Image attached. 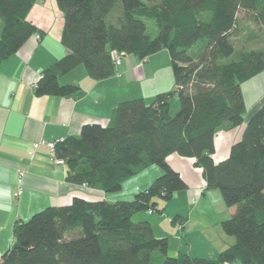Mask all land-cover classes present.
<instances>
[{
  "label": "trees",
  "instance_id": "obj_1",
  "mask_svg": "<svg viewBox=\"0 0 264 264\" xmlns=\"http://www.w3.org/2000/svg\"><path fill=\"white\" fill-rule=\"evenodd\" d=\"M37 0H0V63L41 31L26 17ZM63 16L65 56L43 70L38 96L82 94L58 79L78 66L93 80L116 73V54L138 61L167 50L173 89L115 106L107 125L85 124L78 136L55 146L66 180L103 191L156 165L161 175L129 201L90 202L73 198L68 206H48L18 220L13 241L0 264H264V104L250 115L227 157L215 163V133L244 123L241 85L264 69V0H56ZM146 21L156 28L150 36ZM242 23L263 39L232 59ZM200 47L195 55L191 50ZM178 109L170 112L169 100ZM193 158L205 190L218 191L227 208L221 222L233 245L208 258L167 255V237H156L136 213L162 215L161 203L187 186L166 162L169 154ZM163 205V204H161ZM177 216L170 221L175 222Z\"/></svg>",
  "mask_w": 264,
  "mask_h": 264
},
{
  "label": "crops",
  "instance_id": "obj_2",
  "mask_svg": "<svg viewBox=\"0 0 264 264\" xmlns=\"http://www.w3.org/2000/svg\"><path fill=\"white\" fill-rule=\"evenodd\" d=\"M26 19L41 31V37L31 36L16 53L0 63V259L12 244L16 221H26L48 206H68L73 198L90 202L113 201L108 193L68 182L64 163L50 160L45 143L78 136L85 124L107 125L117 103L138 97L147 103L170 86L157 87L152 83L157 73L147 62L149 57L138 61L133 56L121 55L116 73L106 79H91L82 66L58 79L61 85H77L82 92L79 96H38L35 88L43 70L67 53L61 44L64 21L56 0H37ZM241 92L244 123L234 128L224 126L215 133L212 155L215 163L227 157L250 115L264 104V69L245 81ZM173 105L178 108L175 102ZM174 157L178 156L169 154L166 162L179 173L187 189L176 192L163 210L176 199L180 201L182 204L173 206L168 216L169 220L177 216L175 222L180 221L183 226L177 229L176 223L170 221L174 229H165L162 236L154 232L149 219L153 233L156 237L167 236L168 256L186 253L192 258L213 257L235 242L221 229V222L234 208L226 207L227 214H219L215 204H210L212 198L209 197L214 190H205L202 170L194 166V159L182 158L183 169ZM154 171L156 176L161 174V171ZM19 189L21 192L15 197ZM136 190H140L138 186ZM197 207L201 210L195 211Z\"/></svg>",
  "mask_w": 264,
  "mask_h": 264
},
{
  "label": "rangeland",
  "instance_id": "obj_3",
  "mask_svg": "<svg viewBox=\"0 0 264 264\" xmlns=\"http://www.w3.org/2000/svg\"><path fill=\"white\" fill-rule=\"evenodd\" d=\"M146 24L148 25L150 36L154 37L157 33L156 32L157 30H156L154 24L150 21H146ZM261 39H263L262 34L259 33L253 26H251L249 24L242 23V25L240 26L239 36L233 40V42H234V53L232 55V59H235L241 51H243L245 49L247 50L248 46H250L252 42H254L256 45L260 46L262 43ZM199 48L200 47H196V48L192 49L191 55L192 56L195 55V53H197L199 51ZM147 62H149V65L152 68L156 69V73H157V75L154 77L155 81H153L152 83H154L155 86H157V87H163V86L167 87V85L170 84L168 89L171 90L174 84H173V79H172V70H171V65H170V59H169V55H168L167 50L162 49L161 51L149 56V59ZM143 67H144V69H147V66H143ZM250 79H248V80H250ZM167 81H169V82L167 83ZM145 85H146V83H145ZM169 90H167V91H169ZM150 102H147V103H150ZM174 102L176 104H178L177 98H173V99L169 100L170 112L173 115L176 113V111L178 109V108H174V105H173ZM176 156H178V157H174V160L177 162V164H179L181 167H183L182 166L183 162L181 160H182V158H187V157H182V156H179L177 154H176ZM183 169H184V167H183ZM154 170H158L159 172L161 171L158 166L152 165V166L144 169L143 172L127 178L126 180H124L122 182V185H121V188L119 191L108 193L109 196H111L109 199H112L113 201H129V200H131L133 198L134 194L144 190L146 186H149L155 178L159 177L162 174L161 173L158 176H156L157 174L155 173L156 171H154ZM136 186H138V188L140 190H136ZM182 191H184V190H182ZM179 192H181V191H179ZM212 192L213 193H211V196L209 197V198H212V199H210V202H211L210 204H215V206H214L215 210L219 214L226 215L228 212V209L226 208V206L222 202V199H221L218 191H212ZM215 198H218L219 202ZM170 201H168L167 204ZM208 203H209V201H208ZM218 203H219V205H218ZM161 204H163V205H161ZM161 204H160V206L166 205L165 202L161 203ZM176 204L181 205L182 203H180V201H178L176 199V201H174V203H170V205H168L170 207L165 208V210L162 212V215H159L157 213H154L152 215H148L146 211H141V212H138L135 214V218L138 221H141V220L149 221V219H150L151 224L153 223L152 226L154 227V232L163 236V231L165 232L166 230L170 231L171 229H174L173 226L169 223L170 220H169L168 213L173 211V206H176ZM199 210H201V208L197 207L195 211H199ZM155 225H156V227H155ZM164 237H167V236H164Z\"/></svg>",
  "mask_w": 264,
  "mask_h": 264
},
{
  "label": "built area",
  "instance_id": "obj_4",
  "mask_svg": "<svg viewBox=\"0 0 264 264\" xmlns=\"http://www.w3.org/2000/svg\"><path fill=\"white\" fill-rule=\"evenodd\" d=\"M120 60H121V55L120 54H116L115 58H114V64L115 66H118L120 64ZM63 138L57 139L55 141H51V142H46L45 145L49 150V157L51 161H54L55 163H63V161L61 159H58L56 156V150H55V146L58 142H61ZM37 144H35L34 146H36ZM21 190L19 189L14 196L17 197L20 194ZM182 225H178V228H181Z\"/></svg>",
  "mask_w": 264,
  "mask_h": 264
},
{
  "label": "bare ground",
  "instance_id": "obj_5",
  "mask_svg": "<svg viewBox=\"0 0 264 264\" xmlns=\"http://www.w3.org/2000/svg\"><path fill=\"white\" fill-rule=\"evenodd\" d=\"M121 55H124V54H121Z\"/></svg>",
  "mask_w": 264,
  "mask_h": 264
}]
</instances>
